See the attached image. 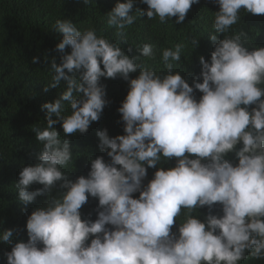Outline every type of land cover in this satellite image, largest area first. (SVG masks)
Wrapping results in <instances>:
<instances>
[{"label":"clouds","instance_id":"obj_1","mask_svg":"<svg viewBox=\"0 0 264 264\" xmlns=\"http://www.w3.org/2000/svg\"><path fill=\"white\" fill-rule=\"evenodd\" d=\"M140 2L147 9L136 15L130 14L133 0L117 2L106 15L108 27L119 37L116 42L97 36L94 28L81 31L70 19L56 20L53 31L62 38L55 50L62 55L59 65L51 61V81L43 90L62 81L67 87L54 102L41 106L46 127L33 132L42 152L36 164L22 168L15 183L25 206L40 196L49 199L26 217V242L14 241L12 229L0 232V243L11 246L6 264L264 260V42L243 31L229 33L241 9L264 21V0H212L219 11L204 38L214 50L210 61L200 57V76L191 87L173 71L184 45L162 50L164 74L143 62L154 57L152 45L137 46L140 55L131 58L121 45L127 43L125 29L138 16L158 18L161 24L175 17L181 24L200 0ZM191 44L198 47V39ZM38 62L33 57L32 63ZM118 77L129 86L118 109L124 135L111 138L107 130L97 132L98 147L107 150L110 160L92 159L87 176L73 181L61 171L73 157L67 137L83 135L99 121L108 104L101 78ZM197 92L202 93L199 101ZM66 102L70 115L62 114ZM56 124L65 138L54 129ZM162 159H174L175 166L157 168ZM148 168L157 170L143 185ZM34 184L42 187L30 191ZM57 186L62 191L53 196ZM89 197L98 200L95 221L81 218ZM215 205L221 206L222 215L212 214ZM204 207L209 214L202 222L197 214ZM181 209L187 215L179 224Z\"/></svg>","mask_w":264,"mask_h":264},{"label":"trees","instance_id":"obj_2","mask_svg":"<svg viewBox=\"0 0 264 264\" xmlns=\"http://www.w3.org/2000/svg\"><path fill=\"white\" fill-rule=\"evenodd\" d=\"M117 2L125 0H93L90 5H85L83 0H0V232L12 229L14 241H27L26 217L36 208L44 207L49 199L47 195L40 196L25 206L18 198L15 183L22 168L36 164L37 157L42 152V145L35 139L33 132L34 128L43 130L46 127V111H42L41 106L54 102L67 87L62 81L57 88H50L47 92L43 90L51 81V61L55 59L59 65L62 55L55 50L62 37L53 31V26L58 19H70L79 30L94 28L97 36L116 42L119 37L115 28L108 27L106 15ZM191 8L194 11L188 12L181 24L175 23V17L161 24L158 18L148 20L146 16H138L136 22L125 29L127 43L121 45L122 50L131 58L140 55L136 50L137 46L152 45L154 57L143 58V62L157 74H164L166 69L162 62V50H174L176 44L184 45L181 61L173 62V71L179 72L189 86H193V80H197L202 69L200 57L210 61V54L214 50V45L211 47L204 37L210 25H213L214 13L219 11V7L212 0H200L199 4ZM146 9L147 5L140 0H133L130 14L136 15L138 11ZM239 16L240 19L229 33L243 31L248 38L264 42V21L255 20L243 9ZM194 38L198 39L199 46L196 48L191 44ZM66 52L70 53V49H66ZM33 57H38L39 62L32 63ZM138 74L131 73L130 79L136 78ZM101 84L106 87L108 101L101 118L91 124L87 133L82 135L77 132L67 137L73 157L61 171L73 181L79 176H87L92 159L102 156L106 162L110 160L106 155L107 150L101 152L98 147L97 132L107 130L111 138L124 135V125L118 109L127 96L128 82L119 77L101 78ZM196 91L198 90L194 89ZM201 96L200 92L194 94L197 101ZM62 114H71L67 102ZM53 119L56 117L53 116ZM53 127L60 133L61 139L65 138L60 124ZM235 163H238L237 160ZM174 166V159L166 162L162 159L157 168L167 170ZM157 168H148L143 185H147L153 178ZM40 187L42 186L34 184L29 190L34 191ZM60 191L62 190L57 186L52 195L57 196ZM136 195L138 198L139 193ZM97 207L98 200L89 197L88 202L80 209L82 220L95 221ZM198 210L201 214L197 215H202L203 222L209 214L208 208ZM212 214L222 215L221 206L215 205ZM186 215V210L181 209V215L176 221L183 223ZM10 251V245L0 243V264H6L5 253ZM240 264H264V260L249 258Z\"/></svg>","mask_w":264,"mask_h":264}]
</instances>
